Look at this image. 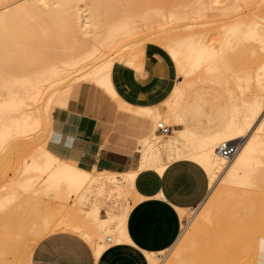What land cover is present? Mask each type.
<instances>
[{"label": "rangeland", "instance_id": "obj_1", "mask_svg": "<svg viewBox=\"0 0 264 264\" xmlns=\"http://www.w3.org/2000/svg\"><path fill=\"white\" fill-rule=\"evenodd\" d=\"M8 1L12 3L9 7L25 2ZM212 1L78 0L77 4H81L99 20L98 26L91 27L84 34L55 30L51 32L46 28L49 26V20L44 15L34 21L36 24L30 23L29 32H16L15 24L8 32H0V100L8 97L4 83L11 85V91L20 92L17 97L21 100L15 110L10 105L4 106L0 120V125L10 126L9 131H5L8 133L3 139L5 144L0 137V264H30L34 245L46 235L57 231H69L81 236L92 250L96 247H102L104 250L107 237L111 239L110 243L114 244L115 237L121 234L115 227L108 231L98 230L93 208L96 205L101 214L107 210L119 213L133 204L131 178L128 174L121 175L131 167L130 164L123 171L93 167L95 180L107 183L112 188L117 187L116 190L110 188V193L90 191L86 193V199L73 195L66 197V191L65 195L60 197L54 190L44 188L43 182L47 175L37 167L41 161L39 154L42 149L55 154L47 148L52 111L57 107H67L72 95L78 96L79 103L85 105L86 112L102 118L109 126L110 132H119L123 128L125 136L132 140L128 152L135 153V140L126 131V126L119 128L116 125L112 112L114 104L117 110L135 118L140 117L134 112L120 109L117 103L122 99L115 89L114 93L104 90L95 81L98 77L91 75L90 71L95 70L99 75L111 80V68L115 62L139 66L144 45L156 44L169 55L175 65L177 90L170 91L167 97L157 104L163 116L168 117V121H165L166 117L152 119L153 128H156V121L164 124L175 122L173 116H176V119L180 120L179 124L170 126V129L183 127L187 120L191 127L205 133L216 130L219 119L226 120L231 113L232 105L229 92L234 91L233 94L236 95L240 93L239 88L233 83L234 74L237 70L239 73L248 66L250 68L251 65L252 69L264 57L259 43L252 39V36H248L253 33L256 36L264 34V0H219L211 3ZM122 17L125 20L124 28L110 32L107 25L112 20ZM248 37H252V40ZM224 39L227 41L224 42ZM200 42L214 51L213 59H210L213 66L214 64L220 68L224 66L226 69L229 67L227 71L223 68V71L228 72L227 74L224 71L228 76L221 78L224 73L218 76L220 74L218 72L222 70L216 68L219 69L218 74L211 71L210 75L204 71L205 74L208 73L206 77L201 73L205 69L203 63L199 66L202 70L196 71V75L194 73L192 77L195 81H190L189 77H183L179 73L176 59L180 53L183 55V48L186 50L190 43H194L196 46L191 44L189 46L196 49ZM54 69L60 72L63 69L68 76H79L72 78L71 83L74 84L64 104L59 95L63 91L65 78L71 76L60 80L61 84L63 83L60 86L58 85L60 81H54ZM217 77H220L219 80ZM227 77L229 82L226 81ZM35 79L38 81H33ZM227 84L230 85L226 86ZM166 108L169 112L172 110L171 116ZM27 116L34 120L33 123L36 122V125L32 124ZM15 119H18V122L20 120L23 122L24 119L23 123L20 122L24 127L19 123L15 124ZM29 120L31 125L27 124ZM28 125L32 129L26 128ZM168 140L165 134L156 130V134L148 135L144 143L137 141L139 157L145 161L142 168L156 166L155 170L160 173L159 166L179 157L194 160L191 157L193 150L188 146L168 152H158L152 147L154 141L161 143ZM71 159L79 163L77 158ZM132 166L135 167L136 164ZM35 167L37 169H34ZM220 175H222L218 177V179L221 177V181L218 180L220 183L217 181L218 183L215 182L209 188L198 206L181 210L182 219L176 241L171 247H167V250L154 253L157 264H169L175 258L177 250L184 248L193 226L200 224L206 207H211V215L213 214L214 218L211 224L201 223L202 229L194 234L197 239L194 248L184 249V255L188 259L191 258L188 264H197L198 257L200 258L202 254L203 261L201 263L198 261L199 264H244L243 261H247V264H256L257 254L254 249L259 238L264 241V218L260 213L264 214V179L259 177L252 181V185L246 186L224 182L225 175L223 173ZM208 176L210 178L209 174ZM241 190H246L245 196L243 192L241 194ZM248 203H252L256 211L252 210L254 207H248ZM134 213L139 217L141 215L129 207L127 216ZM248 214H251L252 218L247 220ZM253 216L262 219H255ZM163 224L166 222L157 223L159 226ZM199 251L202 254L199 255Z\"/></svg>", "mask_w": 264, "mask_h": 264}, {"label": "crops", "instance_id": "obj_2", "mask_svg": "<svg viewBox=\"0 0 264 264\" xmlns=\"http://www.w3.org/2000/svg\"><path fill=\"white\" fill-rule=\"evenodd\" d=\"M176 78L173 61L153 43L144 45L139 66L124 62L113 64L111 82L122 99L118 101V107L140 117L135 118L117 110L114 104L112 112L116 125L119 128L126 126V131L135 140V153L128 152L132 140L125 136L123 128L119 132H110L102 118L85 111V105L79 103L77 95L71 96L67 107H57L52 111L47 148L61 159L93 173V178L73 196L86 199V193L90 191L110 193V188L116 190L117 186L112 188L107 183L95 180L93 167L123 171L130 164L131 167L124 174H119L125 176L128 171L135 172L130 180L134 201L129 207L141 215L139 217L134 213L128 217L129 207L119 213L107 210L101 214L94 205V217L98 221L96 228L108 231L112 227H119L125 231V237L114 244L110 243L111 239L107 241L105 249L96 257L81 236L69 231H57L34 245L30 264H149L146 253L162 252L176 241L182 219L181 210L193 209L203 201L209 190V176L203 166L184 156L168 162L160 173L155 170L156 166L142 168L139 166L141 159L137 149L138 137L146 134L147 126L151 123V116L144 114L138 106L159 104L171 91ZM70 89L71 86L64 88L59 95L62 104L68 98ZM229 116L226 120L219 119V126L213 131L202 133L186 120V125L173 128L172 132L187 127L200 134L214 133L223 127ZM263 118L264 113L261 117L264 126ZM71 158H77L79 163ZM134 163L135 167L132 166ZM158 222L166 224L159 226ZM256 245L254 251L257 260L259 264H264L262 238L258 239Z\"/></svg>", "mask_w": 264, "mask_h": 264}, {"label": "bare ground", "instance_id": "obj_3", "mask_svg": "<svg viewBox=\"0 0 264 264\" xmlns=\"http://www.w3.org/2000/svg\"><path fill=\"white\" fill-rule=\"evenodd\" d=\"M17 1H19V0H17ZM24 1L25 2H23L22 4L15 5L13 7H9L12 3H10L8 0H0V32H8V30L14 24L17 27L16 32H29V30H31L30 29L31 28L30 23H32V25H33V22L36 19H40V17L43 15L45 17H47V19L49 20V26H46V28H47V30H49L51 32H52V30H55V31H59V32H61V31L62 32H80L81 34H84V33L88 32L91 27L94 28V27L98 26V24H99V20H97V16L92 14V12L88 11L86 8H83L81 4H77L78 0H24ZM214 1H219V0H213L211 3H213ZM86 11H88V12H86ZM34 23L36 24V22H34ZM34 26H36V25H34ZM107 26H108L107 28L110 32L119 31V30L124 28L125 20L123 17L119 18V19H115V20H112L110 22V24ZM43 27H45V26H43ZM38 29L41 32V30H40L41 28L39 27ZM128 29H130V28H128ZM32 30H34V29L32 28ZM31 32H33V31H31ZM42 32H44V31L42 30ZM263 35L264 34H262L260 36L259 35L256 36L253 33V35L249 34L248 36H252L253 38L252 37L251 38L256 40L259 43V45H260L259 48H261L260 50H262L263 56H264V36ZM251 38L248 37L249 40ZM223 41L225 42L227 40L224 39ZM189 42H191V41H189ZM224 42H223V45H224ZM200 43H199L200 46L199 47L197 46L196 49H195V47L192 48L191 46H189L190 44L193 45L194 43L193 44L190 43L189 45L186 44V46L187 45L188 46H187L186 50H185V48H183L184 49L183 55L180 53V56L176 59V63L178 60L177 69H178L179 73L183 77H189L190 81L191 80L195 81L192 77H194V73L196 75V73L200 71L201 68H199V66L202 65V63H203L202 66H204L205 69H203V70L201 69L202 70L201 73H204V74H205L204 71H206V72L210 73V75H211V71H214V72L216 71V73H217L218 70L220 69V71L221 70L222 71L218 72L220 74H218V73L217 74H218V76H221V73H224V71H225V70L223 71V68L226 69V67H224V66L221 68L217 65L215 66V64L213 66L212 61L210 59L211 58L213 59L212 56L215 54L214 51H211L208 48V46L205 45L204 43H202V42H200ZM193 46H196V45H193ZM194 49H195V51H194ZM211 49H212V44H211ZM229 55H230V53H229ZM224 61L222 63H224ZM214 62L215 61H213V63ZM244 67H246V66H244ZM251 67H252V65H251ZM251 67L249 68V66H248V68H246L247 71H245L246 69L243 70L245 72L241 71L243 74H241V72L239 71L240 75H239V73H237L238 68H236V70H237L236 73L238 75L236 73H235L236 75L234 74L233 83L236 84V86L239 88L238 90L240 93L236 90L239 93L238 95H236V94H233L234 91L232 92L229 90L231 100H232V102H231L232 103L231 113H230L228 120L226 121V123L223 125L222 128H220L218 131H216L214 133H209V134H200V133L194 132L193 130L188 129L187 127H184L183 129H180V130H175L173 132L171 129V131L166 134L167 139L169 138L168 141L161 142V143L154 141L152 143V147L157 149L158 152H164V151L168 152V151H171L173 149H183L184 146L190 147L193 150L191 157L194 160H196L201 166H203V168L206 170L207 174L210 175L209 188L212 187L213 184L221 178L220 177L218 179L219 176H222V175H220L222 173L225 175L224 182H227L230 184H239V185L250 186V185H252V181H254L255 179H257L259 177H262V179H264V126H263L262 121H261L262 114L264 113V57H263V60L260 63H258V65H254V67L252 69H251ZM216 68H219V69H216ZM228 68L226 69V71L228 70ZM196 69H199V70H196ZM54 71H55L54 72V74H55L54 81H60V80L62 81L63 78L68 76V75H66L65 72H63V69L61 72L57 69H54ZM65 71H67V70H65ZM230 71H231V69H229V72ZM214 72H212V73H214ZM89 73H91V75H93V76L98 77L95 81L97 83H99L103 87L104 90H106L109 93H114V87H113L111 80H108L105 76L99 75L98 72H96L95 70H92ZM191 73H193V74H191ZM216 73H214V74H216ZM226 73L228 74V72H226ZM207 74H205V76ZM214 74H212V75H214ZM227 74L224 73L223 74L224 76L222 75L221 78L226 77ZM81 75H83V74H81ZM70 76H68V77H70ZM77 76L78 75H76L74 77L71 76V78H68V79L65 78L66 81L63 82V83H65V85L63 86V89L68 87V86H72V84H74V83H71L72 78L75 79ZM216 76L217 75H215V77ZM229 76H231V74ZM51 77L49 78L50 80H52ZM88 77H89V75H88ZM197 77H199V76L197 75ZM219 78H218V80H219ZM228 78L229 77H227L226 81L229 82ZM33 81H38V79H35ZM61 81L58 84L60 86H62V84H63V83L61 84ZM57 83L58 82H56V84ZM5 84H6V89H7L6 96H8V97L0 100V120L2 119V108L4 106L10 105L11 108L15 110L18 108L19 102L21 101L18 98L19 97L18 94H20V92L16 93L18 91H16V92L11 91L10 90L11 85L10 84L7 85V83H4V87H5ZM176 85H177V82L173 85V87L171 88V91L177 90ZM229 85L227 84L226 86H229ZM227 96H228V93H227ZM49 99H51V98H49ZM164 105H165V103H164ZM168 105H169V103H168ZM138 108L144 114L150 115L151 120L157 119V118H164L165 119V117H166V115L163 116V112L159 110L158 105L157 106L156 105L138 106ZM166 111L168 113H170L169 115L171 116L172 110L169 112L167 109ZM173 115H174V113H173ZM167 118L168 117H166V119H165L166 122L168 121ZM173 118H175L174 119L175 122H172V123L166 124V125L171 126L172 124H175V123L178 124V121H180V120L176 119V116L175 117L173 116ZM24 119H22L23 122H24ZM27 119H30L32 121V124L36 123V122L33 123L34 120H32L29 117ZM30 120L28 121L27 124L31 123ZM25 121H27V120H25ZM14 122H15V124L16 123L20 124V122H22V121L20 120V122H18V119H16V120H14ZM158 122L159 121H156V124ZM20 125L24 127V124H20ZM29 125H31V124H29ZM29 125L26 126V128L29 127ZM8 126L9 125H6V124L0 125V137H2L1 139H2L3 143H4L3 139H5V135L8 134V133H5V131L8 132L10 129V126H9V128H7ZM29 128H31V127H29ZM18 129L21 131L23 130L21 128H18ZM23 131H25V130H23ZM171 132H172V134L170 135ZM155 134H156V128L154 129L152 124L150 123L147 126L146 134L139 136L137 141L140 143H144L145 142L144 140H146V137L148 135L154 136ZM152 139L153 138H151V140ZM234 140H236L239 145H238L237 152L234 154V156L232 158L226 159L217 153V147L219 145H221L222 143L234 141ZM32 157H35V156H32ZM39 157H40L41 161L37 167L41 172H44L47 175L44 179V182H43L44 188L46 187V189L48 188V189L54 190L57 195L58 194L60 195V197H63L65 195V191L67 193L66 197L71 196V195H77L83 189V187L93 178V173L90 170L79 168L78 166L61 159L59 156L52 154L50 151H48L46 149L41 150ZM225 161H227V163H225ZM32 162H33V160H32ZM144 163H145V161L141 159L139 166L142 167L144 165ZM31 164H29V165L32 166ZM165 165L166 164H162L161 166H159L158 167L159 170L162 171L164 169ZM37 167H35L34 169H37ZM127 173L131 179L134 178L135 172L128 171ZM32 177H34V176H32ZM36 178H37V176H36ZM31 179H33V178H31ZM27 180L29 181V178ZM34 180H35V178H34ZM219 181H221V179ZM225 189H229V188L225 187ZM244 191H246V190H241V194L243 192V195H244ZM245 193L247 196V192H245ZM239 194H240V192H239ZM247 205H248V207H250V206L254 207V209H252V210L256 211L255 206H253L252 203H250V204L248 203ZM215 207H216V205H215ZM211 213H212L211 207H206L205 210L203 211L202 216L200 215L201 216L200 224H196L193 226L192 231L190 232L189 236L187 237V240H186L187 242L184 245V248L177 250V254L175 255V258L169 264H188L190 262L189 260H191V258L188 259L184 255V249L185 248H191V249L194 248V245H195L196 240H197L195 238L194 234H195V232H197V230L202 229L201 223H203V224L204 223L205 224H211L212 223V219L214 217H213V214L211 215ZM254 213H256V212H254ZM260 213L262 214V216L264 218L263 212H260ZM248 215H247L248 216L247 220L249 218H252L251 214H248ZM253 218L262 219V217H258V216L257 217L253 216ZM242 219L244 220V217ZM240 221H242V220L240 219ZM238 222H239V220H238ZM116 229L118 230V232L121 233L119 236L115 237L116 242H118L120 240V238L125 237L126 234H125V231H122V229H119V227ZM204 233L208 234L207 231H204ZM107 239H110V238L107 237ZM102 251H103L102 247H96L93 250L96 257H98ZM200 253L201 252L199 251L198 254L200 255ZM201 256H203V254L200 255V258L198 257L199 260L197 259L198 261H200V263L203 261ZM146 257H147L149 264H157L155 262L154 253L148 252V253H146ZM198 261H197V264H199ZM257 261H256V264H257ZM243 263L247 264V261H243ZM258 264H259V261H258Z\"/></svg>", "mask_w": 264, "mask_h": 264}, {"label": "built area", "instance_id": "obj_4", "mask_svg": "<svg viewBox=\"0 0 264 264\" xmlns=\"http://www.w3.org/2000/svg\"><path fill=\"white\" fill-rule=\"evenodd\" d=\"M156 130L161 134H165V135L171 131L170 126L164 124L161 121H159L156 124ZM237 149H238L237 142H225L217 147V153L220 156L229 159L234 156V154L237 152ZM107 241H110V239H107Z\"/></svg>", "mask_w": 264, "mask_h": 264}]
</instances>
